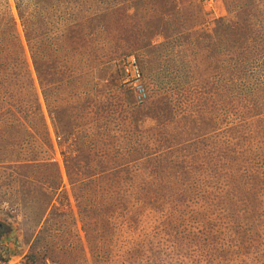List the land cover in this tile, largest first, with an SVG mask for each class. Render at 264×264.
Here are the masks:
<instances>
[{"label":"rangeland","instance_id":"374dc122","mask_svg":"<svg viewBox=\"0 0 264 264\" xmlns=\"http://www.w3.org/2000/svg\"><path fill=\"white\" fill-rule=\"evenodd\" d=\"M255 1L0 0V260L264 264Z\"/></svg>","mask_w":264,"mask_h":264},{"label":"built area","instance_id":"2783aa9c","mask_svg":"<svg viewBox=\"0 0 264 264\" xmlns=\"http://www.w3.org/2000/svg\"><path fill=\"white\" fill-rule=\"evenodd\" d=\"M132 72L136 80H139V78L141 77V72L136 64H134ZM3 257L4 259L0 260V264H33V262H31L28 259V257L25 258V254L22 256L23 258H21V260H15L14 257L6 256V255H3Z\"/></svg>","mask_w":264,"mask_h":264},{"label":"trees","instance_id":"16d2710c","mask_svg":"<svg viewBox=\"0 0 264 264\" xmlns=\"http://www.w3.org/2000/svg\"><path fill=\"white\" fill-rule=\"evenodd\" d=\"M255 3V0H245L244 3H236L235 8L237 9V12L246 11L248 14H253V10L256 7L254 5Z\"/></svg>","mask_w":264,"mask_h":264},{"label":"flooded vegetation","instance_id":"af4514ba","mask_svg":"<svg viewBox=\"0 0 264 264\" xmlns=\"http://www.w3.org/2000/svg\"><path fill=\"white\" fill-rule=\"evenodd\" d=\"M2 226H1V224H0V228H1Z\"/></svg>","mask_w":264,"mask_h":264}]
</instances>
